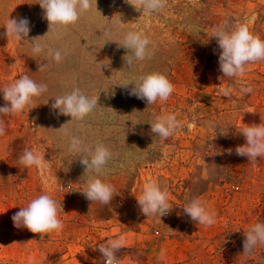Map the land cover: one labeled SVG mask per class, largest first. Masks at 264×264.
Listing matches in <instances>:
<instances>
[{"label":"rangeland","instance_id":"374dc122","mask_svg":"<svg viewBox=\"0 0 264 264\" xmlns=\"http://www.w3.org/2000/svg\"><path fill=\"white\" fill-rule=\"evenodd\" d=\"M39 3L0 0V88L21 75L47 85L22 113L2 117L0 264H106L98 247L119 236L125 237L116 252L120 264H264V245L243 254L244 233L264 223V156L249 161L235 152L246 143L241 129L264 123V60L250 64L243 77L220 79L221 49L212 37L218 26L246 24L264 39V0H167L152 14L135 0H129L133 6L97 0V10L94 3L75 25L39 41L67 51L59 63L6 36L8 18L30 21L29 42L45 36L49 26ZM129 31L145 33L153 53L131 69L122 59L128 50L118 47ZM40 65L47 67L39 71ZM150 72L173 83L167 101L148 105L130 94L133 78ZM245 86L253 91L242 93ZM229 87L231 98L223 97L221 89ZM74 88L99 97L98 106L62 128L71 117L51 105ZM5 103L0 93V107ZM170 111L183 126L162 140L149 123L153 113ZM71 136L85 146L102 142L110 149L99 177L114 188L109 204L82 193L90 173L69 152ZM25 148L51 163L43 174L19 163ZM153 180L168 192L171 211L162 217H146L137 202ZM44 193L62 204V230L39 235L15 227L12 216ZM193 198L216 212L214 225H198L184 213Z\"/></svg>","mask_w":264,"mask_h":264},{"label":"clouds","instance_id":"9594fccd","mask_svg":"<svg viewBox=\"0 0 264 264\" xmlns=\"http://www.w3.org/2000/svg\"><path fill=\"white\" fill-rule=\"evenodd\" d=\"M94 3L97 10V0H40L39 5L44 12L43 18L49 26L47 34L43 37H35L29 42L27 37L30 32V21L27 18H8L5 27L6 36L16 41L27 42L33 55L43 54L59 63L67 55V51L65 50L62 54L61 50L49 48L39 41L45 39L53 30L75 25L82 14L91 11ZM126 3H129V0H126ZM135 3L141 6L142 12L152 14L163 9L167 0H135ZM212 37L216 38L221 49L219 67L223 76L220 79L243 77L250 64L264 60V39L253 35L246 24H238L231 28L227 24L218 26ZM150 44L151 40L142 31L127 32L118 46L128 50L122 58L125 61V67L131 69L136 61L150 58L153 54L149 49ZM46 67L47 65H40L38 69L42 71ZM130 84L134 85L130 94L145 100L148 105H152L158 100L167 101L175 91L173 83L160 72L136 76L128 85ZM46 91V84H38L28 75H21L18 79L0 88V93L3 94V99L6 102L3 107H0V136H4L6 132L3 116L22 113L34 102L33 98L41 96ZM252 91L250 86L241 88V92L244 94H249ZM221 92L223 97L231 98L232 88H222ZM98 100L99 97L88 96L79 88H74L71 92L58 96L51 108L58 110L59 115L71 117L70 122L62 126L64 128L73 121H83L98 106ZM153 116L154 120L149 123L151 133L162 140L174 135L183 126L174 112L170 111L160 115L153 113ZM189 127H194V125H189ZM240 134L245 138L246 143L236 147L237 155L247 157L249 161H255L264 156V123L245 125ZM68 150L80 157V163L85 166V172L90 173L85 191L82 192L85 197L92 202L99 201L105 205L109 204L113 199L114 188L99 177L111 159L110 149L102 142H98L94 147L85 146L80 137L71 136ZM228 151L231 153L232 150ZM81 153H86L84 158H81ZM19 163L26 169L35 167L40 170L41 174L51 164L45 160L44 155L29 148L24 149L23 154L19 157ZM43 182L47 185V180ZM137 202L142 214L146 217L156 215L162 217L171 211L167 190L162 189L154 180L144 184ZM62 211V204L58 206L51 195L44 193L33 198L26 206L20 207V210L12 216V221L17 228L23 227L33 234L43 235L62 230L63 223L58 218L59 212ZM183 211L192 221L198 222V225L211 227L216 223V212L206 208L199 198H193L183 208ZM244 235L246 238L243 242V254H250L257 245H264V223L257 222ZM124 244L125 237L119 236L98 247L106 264H120L116 252Z\"/></svg>","mask_w":264,"mask_h":264}]
</instances>
